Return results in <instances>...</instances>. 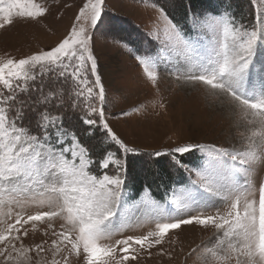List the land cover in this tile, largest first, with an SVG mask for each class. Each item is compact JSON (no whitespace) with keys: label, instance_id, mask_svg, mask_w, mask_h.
I'll use <instances>...</instances> for the list:
<instances>
[{"label":"snow or ice","instance_id":"obj_1","mask_svg":"<svg viewBox=\"0 0 264 264\" xmlns=\"http://www.w3.org/2000/svg\"><path fill=\"white\" fill-rule=\"evenodd\" d=\"M221 2L189 6L177 20L154 0L157 15L138 43L115 28L104 35L157 90L167 72L227 112L243 129L228 146L146 152L114 130L111 120L132 113L110 111L95 53L107 0H84L54 46L0 58V264H139L153 249L171 260L165 245L181 226L211 231L187 254L199 250L200 264H264V182L253 180L264 165V0H251L248 24ZM48 13L38 0H0V30ZM141 155L167 157L180 176L161 177L159 198L149 184L129 191V158Z\"/></svg>","mask_w":264,"mask_h":264},{"label":"rangeland","instance_id":"obj_2","mask_svg":"<svg viewBox=\"0 0 264 264\" xmlns=\"http://www.w3.org/2000/svg\"><path fill=\"white\" fill-rule=\"evenodd\" d=\"M38 2L49 8V13L39 23L18 21L0 30V58L9 55L22 58L54 46L70 31L84 0ZM152 3L148 0H107L108 12L101 31L96 34L95 53L110 111L132 113L111 120L114 130L146 152L164 150L184 142L228 146L238 139L243 129L234 127L227 112L211 105L202 90L180 85L167 72H162L157 90L146 80L133 55L123 45L104 35L106 29L115 28L120 35L138 43L143 32L151 29L157 15ZM211 3L214 8L223 7L221 0H211ZM161 103L164 108L160 107ZM196 161L193 160L192 164ZM146 162H150L148 157ZM149 164L145 169L138 166L139 172L147 173L146 168L152 166ZM253 180L257 186L264 182V165L257 168ZM129 191L135 195L131 188ZM174 233L179 234L178 240ZM169 236L173 237V242L165 247L173 250V259L162 257L153 249L152 255L148 252L141 254L143 259L139 264H200L199 250L191 256L187 254L197 245L203 246L212 240L211 231L198 226H181ZM40 239L41 231L32 235L35 242Z\"/></svg>","mask_w":264,"mask_h":264},{"label":"trees","instance_id":"obj_3","mask_svg":"<svg viewBox=\"0 0 264 264\" xmlns=\"http://www.w3.org/2000/svg\"><path fill=\"white\" fill-rule=\"evenodd\" d=\"M148 1L154 2V0ZM229 2L231 3L232 10L238 19L242 20L245 24L254 22L255 7L253 6L251 0H229ZM155 3L164 7L166 11H168L170 15L175 17L177 20L183 18L184 12L189 6H194L197 9L214 8L212 7L211 0H155ZM99 140L100 138L97 137V139L92 141V143L96 145V151L98 153L103 147L99 143ZM198 155L199 154L196 153L191 157H186V162L192 164V161L197 159ZM146 157L149 158V163H152V166L146 168L147 173H143L142 170L139 172L138 166L144 168L149 164L146 162ZM157 159L159 160V163H157ZM129 160L128 185L135 194L141 190L143 185L149 184L153 188L154 192H156L157 198H159V190L157 189V185L162 183L161 177H163V183L168 182L170 175L172 179L180 178L176 170L170 167L171 162L167 157L156 158L141 155L137 157H130Z\"/></svg>","mask_w":264,"mask_h":264}]
</instances>
